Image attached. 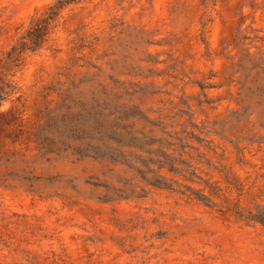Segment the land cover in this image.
<instances>
[{
  "label": "rangeland",
  "instance_id": "374dc122",
  "mask_svg": "<svg viewBox=\"0 0 264 264\" xmlns=\"http://www.w3.org/2000/svg\"><path fill=\"white\" fill-rule=\"evenodd\" d=\"M0 264H264V0H0Z\"/></svg>",
  "mask_w": 264,
  "mask_h": 264
},
{
  "label": "trees",
  "instance_id": "16d2710c",
  "mask_svg": "<svg viewBox=\"0 0 264 264\" xmlns=\"http://www.w3.org/2000/svg\"><path fill=\"white\" fill-rule=\"evenodd\" d=\"M63 6L64 3L61 1L55 4L52 8V14L42 22L35 24L25 36L21 37V41L7 52L5 58L0 60V107L9 100L16 90L10 74L12 67H19L22 55L26 51H33L40 47L48 33L49 22L53 20Z\"/></svg>",
  "mask_w": 264,
  "mask_h": 264
}]
</instances>
